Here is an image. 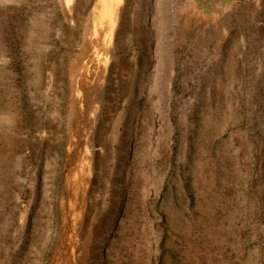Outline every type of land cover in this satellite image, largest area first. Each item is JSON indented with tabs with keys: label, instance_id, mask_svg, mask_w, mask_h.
<instances>
[{
	"label": "rangeland",
	"instance_id": "1",
	"mask_svg": "<svg viewBox=\"0 0 264 264\" xmlns=\"http://www.w3.org/2000/svg\"><path fill=\"white\" fill-rule=\"evenodd\" d=\"M178 1L0 0V264H264V0Z\"/></svg>",
	"mask_w": 264,
	"mask_h": 264
},
{
	"label": "bare ground",
	"instance_id": "2",
	"mask_svg": "<svg viewBox=\"0 0 264 264\" xmlns=\"http://www.w3.org/2000/svg\"><path fill=\"white\" fill-rule=\"evenodd\" d=\"M103 9V12L105 14H103L104 17H107V15L109 16V13H111V15L113 13L116 14V10L118 9V7L122 4V0H100ZM70 4V3H69ZM66 5V3H65ZM71 5V4H70ZM64 8V7H63ZM67 14V13H66ZM103 17V18H104ZM92 26V25H91ZM115 26V25H114ZM107 43V45H106ZM106 43L104 44V46H111V40L108 39L106 40ZM102 49V48H101ZM113 49V48H112ZM96 50V49H95ZM106 58V57H105ZM100 62V61H99ZM49 64V63H48ZM104 66V65H103ZM105 69V68H104ZM97 73V72H96ZM100 75V74H99ZM80 85V84H79ZM95 112V111H94ZM93 114V113H92ZM89 115V114H88Z\"/></svg>",
	"mask_w": 264,
	"mask_h": 264
},
{
	"label": "built area",
	"instance_id": "3",
	"mask_svg": "<svg viewBox=\"0 0 264 264\" xmlns=\"http://www.w3.org/2000/svg\"><path fill=\"white\" fill-rule=\"evenodd\" d=\"M179 1H180V0H179ZM179 1H178V2H179Z\"/></svg>",
	"mask_w": 264,
	"mask_h": 264
}]
</instances>
